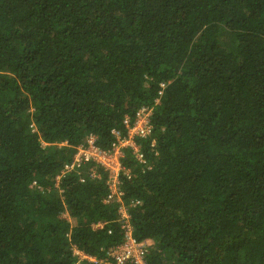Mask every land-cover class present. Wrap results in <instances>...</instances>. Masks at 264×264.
Wrapping results in <instances>:
<instances>
[{"label": "trees", "instance_id": "obj_1", "mask_svg": "<svg viewBox=\"0 0 264 264\" xmlns=\"http://www.w3.org/2000/svg\"><path fill=\"white\" fill-rule=\"evenodd\" d=\"M143 107L122 203L94 162L58 183ZM121 205L147 264H264V0H0V264H101Z\"/></svg>", "mask_w": 264, "mask_h": 264}, {"label": "built area", "instance_id": "obj_2", "mask_svg": "<svg viewBox=\"0 0 264 264\" xmlns=\"http://www.w3.org/2000/svg\"><path fill=\"white\" fill-rule=\"evenodd\" d=\"M152 110L153 109L149 107H143L138 111L133 123H130V121L127 120L126 136H122L119 131H113L116 142L113 144L111 150H102L96 145V138L94 136L88 137L85 145L76 148L73 161L65 165L62 175L58 177V183L61 181L63 175L77 171L86 163L94 162L104 168L108 173L109 194L106 202L117 201L122 203L123 191L121 190V177L129 176L130 174V171L124 167L122 159L125 156V150L130 149L140 162H144V156L141 152L140 146L136 143V139H145L152 134ZM89 176L93 179L99 177L94 168L90 170ZM120 213L122 228L125 232V239L121 245L109 251V260L101 261L100 263L147 264V252L151 247L152 242H139L133 235V227L131 226L127 209L125 211L123 205L120 207ZM76 255L79 262H98L95 257L88 256L77 250Z\"/></svg>", "mask_w": 264, "mask_h": 264}, {"label": "rangeland", "instance_id": "obj_3", "mask_svg": "<svg viewBox=\"0 0 264 264\" xmlns=\"http://www.w3.org/2000/svg\"><path fill=\"white\" fill-rule=\"evenodd\" d=\"M125 211H126V208H125ZM123 212H124V211H123ZM63 217L69 219V221L71 222L72 225L75 224V221H74L73 219H70L68 213H64V214H63Z\"/></svg>", "mask_w": 264, "mask_h": 264}]
</instances>
